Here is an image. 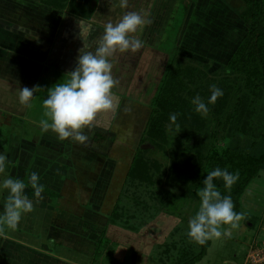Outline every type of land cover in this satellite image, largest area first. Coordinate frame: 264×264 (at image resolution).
<instances>
[{
  "label": "rangeland",
  "instance_id": "1",
  "mask_svg": "<svg viewBox=\"0 0 264 264\" xmlns=\"http://www.w3.org/2000/svg\"><path fill=\"white\" fill-rule=\"evenodd\" d=\"M64 1L65 6L67 0ZM154 1L148 0L146 4H154ZM211 1L212 5L209 4L210 0H207L208 4L205 8L199 4V0L194 2L190 0L188 5L184 0H177L174 7L170 4L167 5L166 0H161V2L158 0L157 10L153 9V4L151 7L148 4L146 11L142 13L134 9L135 6L142 8L138 0H128L122 10L118 5H121V0H93V6L90 1V8L94 9L90 19L98 20L101 24L116 23L129 11L140 12L149 22L133 34L138 38L143 37L141 50L127 51L125 56H122V53L118 51L115 55V62L112 63V69L119 65L120 69L125 67V69L132 70L136 69V66H140L141 70H145V72L135 70L134 72H120L118 78L114 77L117 84L112 91L117 92L120 97L126 98L133 105L131 108L128 106L127 114L116 117L117 125L114 124L115 120L110 123H107L106 120L100 123L97 120L92 123V128L88 127L89 130L95 129L101 133L107 129L108 133L103 132L107 135V143L102 149L106 151L109 158L108 165L116 166L118 171L115 172L116 179L108 183L109 175L105 174L104 178L101 175L92 188H81V184L77 181L74 183L62 179L61 187H58L61 195L57 196L60 197L58 200L61 202L60 206L64 212L82 219L86 216L84 208L88 207L90 208L88 215L97 223L94 226L91 225L92 220L81 221L78 226L74 222L72 223V229L81 232L87 244L84 250L79 247L83 251L82 254L80 250L77 252V264H179L198 251L199 244L187 235V231L189 219L200 206V197L197 193L203 187L202 179L197 178L193 184L192 181H188L180 188L183 181L179 178L185 176L183 173L178 175L174 181L149 183L138 178L126 177L128 163L125 166H118L117 163L119 160L123 161L122 156L126 153H132V146L135 150L143 136V128L154 108L153 95L163 71L167 69L166 63L175 53L173 50H176V59H174L182 62L179 69L187 65L198 69L192 77L181 71L180 80L187 81L184 85L192 91L196 87L201 90L200 86L203 81L208 82V86L204 88L206 91L212 84L218 86L227 75L231 78L234 77L224 69V63L235 44L239 43L238 40L244 34L246 26L238 19L235 12L228 13L229 11L224 6L221 8L218 5V0ZM230 1L233 8L243 10L246 6L243 0ZM104 4L105 6L109 5L110 9L106 13L107 17H100L99 14L95 19V10ZM164 6L168 7L166 11H164ZM214 16H216V21L213 20L214 23H212L210 18H214ZM108 18L109 20H107ZM155 18L156 20L153 22ZM165 23H167L166 27ZM149 26H151L150 30ZM145 30L147 34H144ZM149 40L152 43L156 42V47L151 46L149 49ZM16 73L13 76H6L7 78L0 73V152L5 153L8 157L6 168L0 173V185L4 179L9 177L26 181L27 178L23 176L22 167L28 165L27 167L32 172L38 166L34 156L36 152L32 155L31 149L29 150L25 146L27 140L22 142V134L27 139L31 134L36 137L42 133L40 123L42 120L49 119L46 116L43 100L47 97L49 88L54 87L56 83L66 82L68 78V75L60 74V72H56L50 77L47 73L42 72L36 83L38 88L34 92V97L30 104L23 108L18 99L19 92L15 91V88L18 89L17 83L8 79H16ZM29 73L30 84H33V80H35L33 77L37 72ZM189 80L197 81L196 87L195 85L189 86L191 83ZM242 81L237 83L231 80L229 84H234V87L240 84V87H243L246 81ZM13 88L15 92L12 91ZM186 97L190 98L189 95ZM206 97L203 92L201 98L205 102L207 101ZM231 104L228 102L227 105ZM255 105L258 108L264 106L263 103ZM11 113L14 115H10ZM120 113L123 114V111ZM261 115H264V111L259 109L252 115V118H249L252 130L253 126L255 128L260 126L259 128L264 130V119L261 118ZM209 122L213 129H206L204 139H210L206 136L218 131L215 139H212V146L220 151L222 148L232 145L234 136L231 137L227 130L220 129L221 126H218L217 121L214 122L213 117ZM106 124L108 127L105 126ZM125 126L129 130L126 135L122 136ZM99 135L98 137H101ZM250 138L252 137L249 136ZM115 139L124 143L128 142L131 145L130 149L124 150L121 144L114 142ZM141 147L150 149L148 151L150 159L165 162V159L163 160L155 148L151 150V146L148 144ZM92 149L96 148L92 147ZM87 155L94 159L95 163L99 162V156L95 152L87 150ZM262 172H264V168L260 169L247 184L239 198L240 207L237 212L242 213L243 218L239 222V227L232 230L231 238L210 239L206 254L195 264H226L225 260L233 261L235 264H264V259L258 258L256 253V251L261 252L264 246V175H261ZM27 176H29L28 171ZM157 177L158 175L155 176V178ZM39 183L43 186L46 184L41 180ZM25 190H30L33 194V189L30 186ZM46 193L53 194L55 192L47 191ZM7 196L8 191L0 186V214H3ZM115 204L118 208L119 219L115 220L113 224L109 222V216ZM7 228L6 224H0V237ZM103 231L108 238V243H104L94 255L95 247L99 237L103 235ZM71 239L74 240L73 235ZM64 240H67V237ZM262 256L264 257V251Z\"/></svg>",
  "mask_w": 264,
  "mask_h": 264
},
{
  "label": "crops",
  "instance_id": "2",
  "mask_svg": "<svg viewBox=\"0 0 264 264\" xmlns=\"http://www.w3.org/2000/svg\"><path fill=\"white\" fill-rule=\"evenodd\" d=\"M138 1L142 8L134 5V9L141 13L146 11L147 5L150 4H146L148 0ZM157 1L155 0L154 4H150V7L152 4L154 5V10H157ZM184 1L187 2V5L190 3V0ZM199 1V4L206 8L207 0ZM223 1L218 0L217 3L221 8L224 6L229 11L228 13L230 11L235 12V10L240 11V9L231 7L230 0ZM165 3L174 7L177 0H166ZM209 4L212 5L213 2L210 0ZM118 5L122 10L123 7L120 4ZM164 7V11H166L168 7ZM109 10V5H102L101 8L95 10V19L99 14L100 17H107L106 13ZM220 15L222 14L220 13ZM215 18L216 16L210 18L212 23L216 21ZM238 19L240 18L238 17ZM155 20L156 18L153 19V22ZM104 25L105 23L101 24L98 20L78 19L68 13L50 7L40 0H0V73L5 77H9L17 72L16 79H8L17 83L18 89L15 88V91L18 90V92L20 91L19 87H28L30 89L35 87L42 72L47 73L48 77L55 75L56 72L69 76V72L74 70L77 65L80 49L84 47V44L86 45V51H94L98 47ZM151 26H149V30ZM166 26L167 23H165ZM81 28L84 38L81 36ZM190 28L193 27L190 26ZM144 34H147L146 30ZM142 38L139 37L143 41L144 39ZM149 44V49L151 46L156 47L157 45L156 42L152 43L150 40ZM237 44H235L233 49ZM117 52L110 58L112 63L115 62L114 59ZM125 55L126 52L122 53V56ZM135 68L131 70L122 67L120 69L119 65H117L112 69V75L118 78L120 72H134V70L145 72V70H141L140 66ZM29 72H37L33 77L35 80L32 79L33 84H30L31 77H29ZM12 91L15 92L14 88ZM113 97V109L98 113L94 121L98 120L101 123L106 120L107 123H110V121L115 120L114 124L117 125L116 117L127 114L128 106L131 108L133 105L126 98L120 97L115 91H113ZM137 104L139 105V102ZM25 106L23 105V108ZM117 109H119L118 113ZM11 110L14 112L13 107H11ZM121 111H123V114L120 113ZM10 115L14 114L11 113ZM11 121L13 122L12 119ZM105 126L108 127L107 124ZM41 130L42 133L36 137L31 134L27 139L22 134V142L27 140V145L25 146L29 150L31 149L32 155L36 152L34 156L38 166L32 172L38 173L40 180L46 182V184L40 198L34 196V190L33 194L30 190H25L28 199L33 203V209L22 215L15 229L8 227L5 233H2L0 237V264H77V252L80 250L82 254L87 244L84 235L72 229V223L74 222L77 226L81 224V221L92 220L91 225L93 226L97 223L88 215V210L90 209L88 207L84 208L86 209V216L82 219L64 212V209L60 206L61 202L58 200L60 197L57 196L61 195L58 187H61L62 179H67L68 182L74 183L77 181L81 184V188H92L101 175L103 178L105 174L109 175L107 178L108 183H111V180L117 177L115 173L117 171L116 166L108 165L109 158L106 151L102 149L107 143V135L103 133L104 131L107 132V129L102 131L105 134L104 138L95 139V133L99 131L85 128L83 131L88 136V140L83 144L70 138L62 141L57 138V134L52 130L45 131L42 127ZM128 130V127L125 126L122 136L126 135ZM114 142L121 144L124 150H129L131 147L128 142H120L118 139H115ZM95 144L97 146H94ZM92 147L97 150L92 149ZM87 150L95 152L99 156V162L95 163L94 159L87 155ZM131 151L132 153L129 152L122 156L123 161L119 160L118 166H125L127 163V166H129L134 153L133 146ZM27 166L22 167L23 176L27 178L26 181H22L28 184L29 182L27 181H29L32 172ZM27 171L29 176H27ZM100 187H103V185H100ZM44 190L55 193L48 194ZM72 235L74 240L71 239ZM65 237H67V240H64ZM75 241L76 243H74ZM225 261L226 263L235 264V262L230 260Z\"/></svg>",
  "mask_w": 264,
  "mask_h": 264
},
{
  "label": "trees",
  "instance_id": "3",
  "mask_svg": "<svg viewBox=\"0 0 264 264\" xmlns=\"http://www.w3.org/2000/svg\"><path fill=\"white\" fill-rule=\"evenodd\" d=\"M90 1L93 0H67L65 6L64 0L42 2L78 19L88 20L94 11L90 8ZM244 1L245 8L235 12L246 28L239 43L224 63V69L234 77L227 75L218 85L223 90V96L218 97L214 104L207 105L209 107L207 116L197 113L194 105L191 104V99L197 94L202 96L204 92L208 100L211 95L210 89L204 91L208 82L203 81L201 90L196 87L195 80H189L191 82L189 86L196 87L193 91L185 86L187 81L180 80L181 73L192 77L198 69L189 65L179 69L182 62L175 60L176 50H173L175 53L172 54L168 64L166 63L167 69L163 71L153 95L154 108L143 128V136L134 150L126 177L138 178L149 183L156 181L165 183L167 180L174 181L178 175L184 173L185 176L179 178L183 181L180 182L181 188L188 181H192L193 184L197 178L203 181L207 172L216 167L227 169L232 173L238 172L239 179L230 192L225 189L221 178L214 179L218 190L222 195L231 196L234 210L238 211L239 198L245 187L258 171L264 168V130L259 128L260 126L258 128L253 126L252 130L249 122V118H252L257 110L264 111V106L258 108L255 105L264 104V0ZM244 77L245 79L242 80L246 82L243 87H240V84L236 87L234 84H229L231 80L237 83L243 82L241 78ZM186 95L190 98L188 99ZM228 102L232 104L227 105ZM172 113H178L175 123L169 119ZM212 117L214 122L217 121L218 126H221L220 129L227 130L228 135L234 136L232 145L220 151L212 146V139H215L218 131L206 136L210 139H204L206 129H213L209 122ZM261 118L264 119V115H261ZM95 136L101 139L105 134L96 132ZM249 136L252 138L249 139ZM146 144L151 146V150L155 148L165 162L150 159L148 155L150 149L141 147ZM157 175L158 177L155 178ZM118 219L119 212L115 204L109 222L114 224ZM104 243H108L105 231L98 239L94 255ZM209 245V240L204 245L199 244L198 251L179 264H195L206 254Z\"/></svg>",
  "mask_w": 264,
  "mask_h": 264
},
{
  "label": "clouds",
  "instance_id": "4",
  "mask_svg": "<svg viewBox=\"0 0 264 264\" xmlns=\"http://www.w3.org/2000/svg\"><path fill=\"white\" fill-rule=\"evenodd\" d=\"M126 3L127 0H121V7H125ZM148 22L140 12H126L118 22H108L104 25L99 45L94 51H86L84 44L80 49L77 65L69 72L66 82L56 83L54 87L49 88L48 95L43 100L46 116L49 117L41 121L45 131L52 130L62 141L70 138L81 144L87 142L88 136L83 130L92 126L98 113L110 111L114 107L112 89L117 81L112 75L113 65L110 58L117 51L124 53L141 49L143 41L133 34ZM81 36L84 38L82 28ZM37 88L38 86L31 89L20 88L19 102L29 105ZM210 92L207 103L199 94L191 99L194 110L202 116H207L208 104H214L218 97L223 96V90L216 84L210 85ZM177 116L178 113L170 114V121L175 123ZM7 161V155L0 152V173L5 170ZM261 175H264V172ZM216 178H221L225 189L230 192L239 179V173L216 167L208 171L203 179V187L197 193L200 206L189 219L187 231V235L200 245L213 238H231L232 230L239 227L243 218L242 213L234 210L231 196L222 195L218 190L214 183ZM39 181L40 177L36 172L31 173L28 184L11 177L3 180L0 186L8 191V196L3 214H0V224L15 229L22 215L32 211L33 203L28 199L25 189L30 186L34 190V196L40 198L44 186Z\"/></svg>",
  "mask_w": 264,
  "mask_h": 264
},
{
  "label": "built area",
  "instance_id": "5",
  "mask_svg": "<svg viewBox=\"0 0 264 264\" xmlns=\"http://www.w3.org/2000/svg\"><path fill=\"white\" fill-rule=\"evenodd\" d=\"M263 251H264V246H263V249L261 250V252L260 251H256V253H257V257L258 258H261V260H263L264 259V257L262 256L263 255Z\"/></svg>",
  "mask_w": 264,
  "mask_h": 264
},
{
  "label": "water",
  "instance_id": "6",
  "mask_svg": "<svg viewBox=\"0 0 264 264\" xmlns=\"http://www.w3.org/2000/svg\"><path fill=\"white\" fill-rule=\"evenodd\" d=\"M92 6L94 5L93 1L91 2ZM226 264H231V263H226Z\"/></svg>",
  "mask_w": 264,
  "mask_h": 264
}]
</instances>
